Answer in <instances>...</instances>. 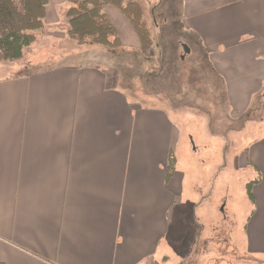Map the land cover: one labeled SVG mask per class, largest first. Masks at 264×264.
I'll return each mask as SVG.
<instances>
[{
	"label": "crops",
	"instance_id": "0c3cea01",
	"mask_svg": "<svg viewBox=\"0 0 264 264\" xmlns=\"http://www.w3.org/2000/svg\"><path fill=\"white\" fill-rule=\"evenodd\" d=\"M177 5L185 36L207 57L230 114L245 115L264 94V0ZM66 6V0H48L47 37L66 26ZM109 7L115 9L104 11L122 48L138 50L134 29ZM63 26L55 49L37 39L21 64L28 73L0 77V262L204 264L201 245L208 250L216 241L210 232L226 231L230 246L264 264V120L247 125L246 135L256 136L240 146L234 168L231 139L210 135L218 161L209 163L214 184H231L234 173L250 177L236 237L239 228L234 233L224 221L206 224L198 207L207 195L186 193V182L194 181L177 167L175 151L183 143L168 109L123 92L112 67L61 57L62 43L71 41ZM171 153L175 170L168 177Z\"/></svg>",
	"mask_w": 264,
	"mask_h": 264
},
{
	"label": "rangeland",
	"instance_id": "374dc122",
	"mask_svg": "<svg viewBox=\"0 0 264 264\" xmlns=\"http://www.w3.org/2000/svg\"><path fill=\"white\" fill-rule=\"evenodd\" d=\"M130 1L135 0H124L125 3ZM178 1L144 0L147 26L153 39V46L135 57L121 56V58L128 59L129 63L134 60L135 66L133 67L130 63L129 69L132 77L127 81L130 89H125V84L124 87L122 86L123 76L119 73L120 86L123 92H126L130 97H136L135 99L138 101L142 100L148 104L152 99L154 100L153 108L162 106L168 109L169 117L175 122L180 134V144L183 143L177 152L175 151V156L179 160L177 167H181L186 174H190L192 182L194 181V184L186 182V193L189 195L195 192L201 193L202 196L207 195L199 201L202 206L198 207L199 211L207 213L206 224L216 222L219 226L221 224L219 221H224L230 227L229 229H234V233L239 228L235 234L236 237H239L245 215L246 201L243 193L247 192L246 185L250 181V177L243 178L234 173L231 184L230 180H228V185H221V181L214 184L217 176L212 179L214 170L209 163L215 161L217 164L218 161L215 159L214 152L210 151L212 145V136L210 135L231 139L229 144L234 149L233 161L238 160L242 154L240 146L256 136L255 133L246 135L244 130L247 125L260 123L259 121L264 120V94H260L254 99V103L245 115L230 114L222 86L212 73L207 57L189 37L185 36L176 13ZM110 9V12L122 16L117 10ZM151 11H153V15L150 17ZM64 13L63 22L66 24ZM122 18L124 19L123 16ZM111 19L114 21L115 17L112 15ZM62 26L53 28L58 33H53V36L49 37L45 35L44 28L43 31L37 32L34 43L22 52L20 59L10 62L0 61V66H3V69H0V77L15 75L16 72H19L18 74L28 73L27 67L23 69L21 64L28 58V54L33 53L32 48L36 41L40 39L42 46L47 50H52L51 47L55 49L56 45L60 43L58 40L61 36ZM63 27H65L67 35V27ZM183 45L188 46V55H183ZM81 46L83 45L78 44L75 40L66 39L61 45V48L65 49L61 57H65V53H68L66 56L88 59L89 64L96 62L107 68L112 67L115 72L119 70V65L114 64V62H118L116 58H112L110 61L106 54H103L104 57L100 53L97 56L92 53L94 51L82 49ZM137 63H140L138 70L136 69ZM16 64H19L20 67H15ZM195 149L198 150V153ZM236 165V161L233 162V168ZM190 167H193L194 170ZM225 197L229 200H224ZM223 227L225 229V226ZM207 232L209 231L207 230ZM205 234H202V239L208 238ZM230 236L226 231L224 233L219 231L216 236L210 232L211 240H216L215 243L208 250L201 245L198 252L199 256H205L204 264H258L235 245L230 246L227 241ZM235 236L234 240L238 244Z\"/></svg>",
	"mask_w": 264,
	"mask_h": 264
},
{
	"label": "trees",
	"instance_id": "16d2710c",
	"mask_svg": "<svg viewBox=\"0 0 264 264\" xmlns=\"http://www.w3.org/2000/svg\"><path fill=\"white\" fill-rule=\"evenodd\" d=\"M66 2L68 7L64 17L68 37L80 45L90 44L107 50L109 59H117L118 62L114 64L119 65L118 73L123 76L122 86L125 84L124 88L129 90L127 81L132 77L129 69L131 62L121 56L135 57L153 46V39L147 26L144 0L126 3L124 0H66ZM47 4L48 0H0V61L20 59L22 52L34 43L36 33L44 27ZM106 6L117 9L129 22L139 40L138 50L122 48L116 30L104 11ZM131 65L135 66L134 60ZM136 67L137 70L140 69V63H137ZM174 170L175 158L171 153L167 165L168 177L172 176Z\"/></svg>",
	"mask_w": 264,
	"mask_h": 264
},
{
	"label": "water",
	"instance_id": "95a60500",
	"mask_svg": "<svg viewBox=\"0 0 264 264\" xmlns=\"http://www.w3.org/2000/svg\"><path fill=\"white\" fill-rule=\"evenodd\" d=\"M183 47V55H188L189 54V48L187 46H182Z\"/></svg>",
	"mask_w": 264,
	"mask_h": 264
}]
</instances>
